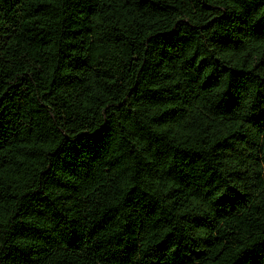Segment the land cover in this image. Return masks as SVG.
I'll use <instances>...</instances> for the list:
<instances>
[{"label": "trees", "instance_id": "16d2710c", "mask_svg": "<svg viewBox=\"0 0 264 264\" xmlns=\"http://www.w3.org/2000/svg\"><path fill=\"white\" fill-rule=\"evenodd\" d=\"M0 264H264V0H0Z\"/></svg>", "mask_w": 264, "mask_h": 264}]
</instances>
